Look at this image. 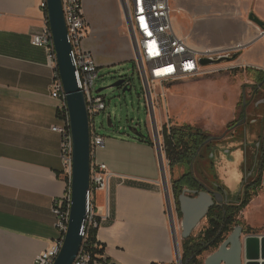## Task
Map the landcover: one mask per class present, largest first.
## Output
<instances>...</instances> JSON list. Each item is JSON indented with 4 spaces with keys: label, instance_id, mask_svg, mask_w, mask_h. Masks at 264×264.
I'll use <instances>...</instances> for the list:
<instances>
[{
    "label": "crops",
    "instance_id": "0c3cea01",
    "mask_svg": "<svg viewBox=\"0 0 264 264\" xmlns=\"http://www.w3.org/2000/svg\"><path fill=\"white\" fill-rule=\"evenodd\" d=\"M40 2L0 0V264H33L53 245L57 232L51 208L66 190L59 137L51 131L59 106L51 97L53 71L45 50L31 44L44 26ZM114 2L121 9L119 0H82L89 30L82 47L98 67L131 60ZM169 5L173 30L188 46L221 50L236 42L248 45L240 63L255 71V86L264 87V30L249 20L254 14L264 23V0H169ZM104 47L116 49L114 59L101 55ZM140 143L149 153L147 163L123 142L105 140V148L94 154L113 175L107 189L94 194L98 258L108 264H175L154 140ZM246 202L237 220L244 236L260 238L264 191L249 193ZM173 219L181 253L184 240L174 211Z\"/></svg>",
    "mask_w": 264,
    "mask_h": 264
},
{
    "label": "rangeland",
    "instance_id": "374dc122",
    "mask_svg": "<svg viewBox=\"0 0 264 264\" xmlns=\"http://www.w3.org/2000/svg\"><path fill=\"white\" fill-rule=\"evenodd\" d=\"M113 5L120 14L121 40L126 42L131 60L102 65L98 69L95 90L103 89L98 95L104 98L106 109L94 117L95 133L109 142H123L125 148L133 151L135 158L147 163L149 153L140 143L142 140L153 141L146 84L144 85L136 65L133 41L124 20L123 9L122 7L120 9L115 2ZM238 44L241 47L236 48ZM247 47L248 45L240 42L225 46L221 50L226 49L224 52L229 58L234 53H240V56L234 61H223L208 66L209 68L204 69L203 75L197 79L162 86L158 83L152 85L156 94L154 111L157 121L156 119L155 121L160 130L167 126L174 129L188 125L199 129L208 137H226L213 142L206 153L208 157L195 160L191 164L192 170L185 163L176 164L173 168V177L177 178L192 171L205 188L217 193L224 191L230 200L236 199L241 194V184L246 177L247 168L248 171L252 169L253 156H255L252 145L255 142L261 144L258 158L264 165V104L259 105L258 102L262 99L260 96L256 98L251 96L255 87V71L246 69L240 63L241 53ZM115 54L114 47H104L101 55L110 60L114 59ZM120 79L126 80L130 90L124 92L122 88L110 87ZM243 98L246 100L244 122L241 125L237 124L235 128L234 124L241 118ZM107 119L110 120L111 126L108 125ZM129 127L138 129L140 137L132 134ZM160 135L164 143L163 133L161 132ZM132 144L139 146L134 147L131 146ZM221 150L224 156L221 155ZM162 152L168 186L174 200L169 169V163L173 160L167 158L164 147ZM257 191H264V188L259 187ZM173 211L180 227L181 216L177 213L174 201ZM208 228L206 217L199 223L191 237L196 239ZM214 250L216 249L210 248L203 251L198 261L204 264L206 257ZM98 264L107 263L102 259Z\"/></svg>",
    "mask_w": 264,
    "mask_h": 264
},
{
    "label": "built area",
    "instance_id": "2783aa9c",
    "mask_svg": "<svg viewBox=\"0 0 264 264\" xmlns=\"http://www.w3.org/2000/svg\"><path fill=\"white\" fill-rule=\"evenodd\" d=\"M123 9L124 20L133 45L138 55L135 57L138 71L146 90L147 102L153 110L156 94L151 84H173L177 82L194 80L205 72L208 66H201L202 58L216 59L226 55L220 49H195L188 46L178 37L171 23V9L169 0H119ZM62 10L67 29V40L71 47V60L75 68L77 86L83 92L89 118L90 129V182L86 194V218L81 228L83 238L81 250L73 264H98L92 260L89 253L84 250L91 230H96L100 220L95 212L94 194L99 190H106L109 180L113 176L105 164L97 163L94 154L98 149L105 148V138L95 133L94 117L105 111L104 98L95 90L98 79V64L91 52L85 51L82 42L88 34V22L83 12L82 0H61ZM40 7L44 12V26L39 34L31 39V44L45 50L47 65L53 71L51 84V97L59 102L57 109V123L51 131L59 137V152L62 161L63 180L66 184L64 194L56 199L51 208L55 218L54 228L57 238L53 245L38 255L33 264H53L62 247L68 227L71 208V174H72V138L70 132L69 113L66 105V96L60 80L56 53L53 46L52 34L48 26L46 0H41ZM134 52V50H133ZM151 83V84H150ZM157 125V123H156ZM167 130L170 126L166 127ZM157 125L158 142L163 151L164 143L161 141V132ZM165 164V161H164ZM166 167V166H165ZM175 264H178L175 261Z\"/></svg>",
    "mask_w": 264,
    "mask_h": 264
},
{
    "label": "water",
    "instance_id": "95a60500",
    "mask_svg": "<svg viewBox=\"0 0 264 264\" xmlns=\"http://www.w3.org/2000/svg\"><path fill=\"white\" fill-rule=\"evenodd\" d=\"M46 7L48 26L52 34L53 46L56 53L57 70L66 96L72 138V174L70 185L72 204L64 241L53 264H73L81 250L83 242L80 231L86 218V194L89 190L90 182L89 118L83 92L77 86L75 79V68L70 56L71 47L67 40L62 2L61 0H46ZM249 20L264 30V23L254 14L249 15ZM133 50L138 60L134 45ZM239 56L240 53H234L231 58L228 55H222L216 59L202 58L199 60V63L201 66H211L223 61H234ZM141 75L143 78L142 73ZM110 87L122 88L124 92L130 90V86L125 79L116 81ZM102 90L98 89L96 93ZM243 102H245L244 98ZM258 103L259 105L264 104V98ZM148 105L150 108L153 140L161 171V182L173 230L176 261L178 264H188L193 257L185 260L184 263L181 261L182 256L178 244V236L175 231L164 156L158 142L157 125L149 100ZM107 123L111 126L109 119H107ZM129 131L135 136L140 137L138 129L129 127ZM220 153L223 155L222 150ZM262 184L264 185V178ZM200 186L202 190L184 188L178 197L179 213L181 215L179 235L181 240H188L199 223L207 217L213 208L224 209L230 206H238L245 200L244 195H239L236 199L230 200L224 191L217 193L210 191L202 184ZM222 235L223 241L215 251L206 257L204 264H260L255 262L259 259L262 260L261 264H264V235L260 238L253 235L244 236L243 228L240 225L233 226L228 233Z\"/></svg>",
    "mask_w": 264,
    "mask_h": 264
},
{
    "label": "trees",
    "instance_id": "16d2710c",
    "mask_svg": "<svg viewBox=\"0 0 264 264\" xmlns=\"http://www.w3.org/2000/svg\"><path fill=\"white\" fill-rule=\"evenodd\" d=\"M207 138L208 136L202 131L188 125H184L180 128H170L169 130H167L166 127L163 129L164 149L168 155L167 158L173 160L169 163L171 188L179 216H181L178 205L179 195L184 188L195 190L197 186L192 171L175 178L172 175L173 168L176 164L185 163L189 169L192 170L191 164L195 161L200 147ZM262 168H264V165ZM257 184L259 185L260 181H258ZM246 197L238 206L230 207L234 210L229 215L226 213V208H213L210 210L207 215L209 228L196 239L190 237L188 240H184L183 252L181 254L182 263L190 259V257H193L188 264H201L197 260V256L200 255L202 251L208 250L209 248H216L220 243L222 234L228 233L233 226L240 225L237 216L247 203ZM96 231L97 229L90 231L88 243L84 246V250L89 253L92 260L100 262L102 259L98 257L102 255V250L99 249V245L96 241ZM106 263L108 264V262Z\"/></svg>",
    "mask_w": 264,
    "mask_h": 264
},
{
    "label": "flooded vegetation",
    "instance_id": "af4514ba",
    "mask_svg": "<svg viewBox=\"0 0 264 264\" xmlns=\"http://www.w3.org/2000/svg\"><path fill=\"white\" fill-rule=\"evenodd\" d=\"M251 96L253 98H256V97L260 96L263 99L264 98V87L263 86H259V85L258 86H255L254 89H253V91H252V95ZM245 105H246V100H245V102L242 103L243 110H242V113H241V118H240V120L238 122H236L234 124L235 128H236V125L237 124L241 125L244 122L243 115L245 114ZM224 138H226V137H224ZM224 138H221V137H219V138L208 137L206 139V141H204V143L200 147L199 152H198V155H197V157H196L195 160H203L205 157H208L206 155V153L208 152V150H209L210 146L212 145V143L215 142V141L222 140ZM260 147H261V144L259 142H255L252 145V148H254L253 151H254V154H255V156H253L252 169L250 171H248V168H247V171H246V174H245L246 177L242 180V184H241V194L244 195L245 197L247 195H249V193L256 192V190L261 185L263 186L262 182H263V178H264V168H262L263 163H261V160H259V158H258V155H259L258 153L260 152ZM248 174H250V175H248ZM192 175H193V178L196 181L197 189H195V190H202V187L200 186V184H201L200 181L194 176V174H192ZM202 176H204V174ZM258 181H260V184L259 185L257 184ZM230 207H226V213L228 215L231 214V212L234 210V209H231ZM222 237H223V235L221 236L220 243L224 239ZM216 248H214V249H216ZM202 253H203V251L201 252V254ZM200 255L197 256V260H198V257Z\"/></svg>",
    "mask_w": 264,
    "mask_h": 264
},
{
    "label": "bare ground",
    "instance_id": "6f19581e",
    "mask_svg": "<svg viewBox=\"0 0 264 264\" xmlns=\"http://www.w3.org/2000/svg\"><path fill=\"white\" fill-rule=\"evenodd\" d=\"M240 46L238 45V46H236V48H239ZM151 84V83H150ZM151 86H152V84H151ZM154 116H155V111H154ZM157 117H155V119H156ZM156 121H157V119H156ZM164 161H165V159H164ZM172 205V204H171Z\"/></svg>",
    "mask_w": 264,
    "mask_h": 264
}]
</instances>
